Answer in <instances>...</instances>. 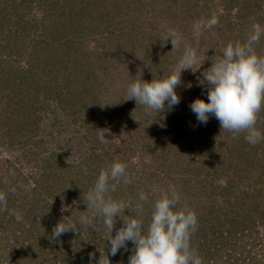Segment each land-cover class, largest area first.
Here are the masks:
<instances>
[{"label":"rangeland","instance_id":"rangeland-1","mask_svg":"<svg viewBox=\"0 0 264 264\" xmlns=\"http://www.w3.org/2000/svg\"><path fill=\"white\" fill-rule=\"evenodd\" d=\"M2 1L4 2L5 0ZM6 1L11 4L13 0ZM23 1V4L19 6L15 5L14 9L9 7L11 5L5 6L3 3L0 4V10L7 7V11L4 10L2 15H7L5 12L8 13V17L6 16V18L10 17V24H13L17 20V27L13 25L14 29L15 27L21 29L20 24H24L26 30L24 29L23 34H31L33 32L32 27L35 24L40 30L39 34H41V32L47 30L46 28L50 26V23L52 24L57 19L61 23V20L65 18L67 23L68 19H70L68 16L59 17L63 14L62 11L68 12L72 10L75 4L76 9L78 6L74 0ZM56 1H60V4H64V7L57 9L55 5L52 6L51 4H54ZM90 1L82 0L84 4H90ZM96 1H99L96 11L101 7L98 13L99 16L95 17L96 13L93 15L81 13L79 15L81 20H77V26H80L83 31L77 36L78 41L75 42L80 52L78 54H82L84 61L88 62V65L84 66L83 69L86 72V77L88 78L92 75V72L96 76L97 81L92 88L95 99L91 100L92 97L86 98L81 96L79 100L70 103V106H67L65 109L66 105L64 102L61 107L58 101L63 100L65 96L59 99L49 98L48 100H44L46 98L45 92L41 93L34 98V107L39 108L38 114L41 117L39 121L41 132L36 137L32 136L31 139L26 135L27 131H24L18 135L16 134V137L11 138L10 141V136L6 132L8 121L1 117L0 178H5L4 183L6 184V179L8 180L11 174H13V170L11 169L13 167L18 170V174L20 175L18 176L17 173H14L12 182L16 181L18 188L23 190H18L17 195L24 194L28 197L33 194L32 191L30 192L31 188L37 185V189L35 188V190L41 192L42 202L46 195L42 189V184L36 183L35 179L45 168L49 167L51 169L53 166L50 163L49 165L46 164L47 162L44 158L50 157L51 153H63L67 156L69 162H77L78 160L80 162L85 157L88 158L94 151L102 163L93 161L94 167L91 169L99 167L104 169L106 165H109V163L116 159L123 160L127 166L126 174L131 181L130 183L136 187L134 189L136 192L142 191L150 185L152 189L155 187L160 192L167 191L169 185L174 186L176 184L175 189L180 196V200L181 198L184 200L189 196L190 191L181 192V189H177V187L179 188L182 185L180 182L178 184L180 179H190L191 183L202 179L206 181L205 184L208 185H206L208 188L211 180L222 187L236 182V170L240 166V163H237L239 160L235 157L234 152L241 146L240 139L243 138L245 140V133L241 132L234 135L230 132L228 140L222 136L223 134L210 133L209 130L213 127L212 130H215V125L217 124V122H214L211 127L215 116L210 115L207 123L201 124L196 120L195 114L190 110L189 104L196 97L207 100L206 93L208 86L203 81V73L201 75L200 73L196 74V72L207 67L209 68L212 61L208 63L206 61L207 56L216 53L217 57H219L223 47L229 43L225 40V35H217V27L225 23V19L228 17L232 21L239 19L238 14L241 11L243 16V19H239L241 33L234 31L233 33H228L226 36H238L240 33L242 36L238 42L245 41L248 37L246 34L249 33L247 29L252 31L254 25H260L264 28V0H256L257 3H255L253 10L250 11L245 8L241 10L243 0ZM197 1H199L198 6L192 8ZM16 2L19 3L21 0H16ZM75 11L73 12L75 13ZM52 15L54 16L53 21ZM213 15L218 18V23L204 31L199 40H196L192 35L193 23L199 19L208 18ZM4 21L7 25V20L5 19ZM70 27H74V25H70ZM164 27L173 29L179 33L183 37L185 44L197 50L200 57H206V59L200 67L198 61L193 65L192 70H182L180 75L181 82L175 89L180 97V102L171 111L165 108L162 112L156 114L153 111H146L144 106L137 105L135 100L124 98L127 95V85L133 80L141 78L150 81L153 78L163 77L162 72L168 66L176 69V65L184 49L183 46L179 49H172L173 45L170 38L165 42L163 41ZM245 32L246 34L244 35ZM18 33L21 34L22 32L18 31ZM18 33L16 34L17 37ZM71 34H67L68 39L73 38ZM6 36V29L4 28L3 32L0 30V37ZM23 36L22 34L19 36L20 38L16 46L11 44L10 37L5 39V42H8L10 45V50L4 47V45L3 50L9 51L8 53L11 51L13 55L9 56L6 53L0 52L2 54L0 55V62L2 60L6 62L3 63V66L1 64L4 69H9V67L26 69L28 67L26 57L21 56H23L28 42L34 36H27V38L26 35ZM261 41V47L254 45L258 55H264L263 52H260L264 51V35L261 36ZM40 47L44 49L42 44L38 48ZM164 47L167 48L163 50ZM120 49L129 51L124 52ZM170 52L174 54L176 59L168 61L169 58L167 56L165 58L161 57V55H167ZM40 53L41 50L36 54L37 59H39ZM42 53L44 55V52ZM70 53H68V56L73 58V54ZM118 56H121L122 60H119ZM126 59H129V61H126ZM168 62L172 64H168ZM40 65L42 64L40 63ZM194 74L197 75L195 78ZM48 77L46 78L47 81ZM84 78L79 77V80L83 84L86 82ZM194 79H196V83H194ZM50 80L55 83L54 78ZM74 80L76 82L75 84L72 83L71 86V82ZM79 80L76 77L72 79L68 75L66 83H58V87L62 89L58 92L62 91V94L68 95V89L79 85ZM46 87L49 88V85L47 84ZM185 88L188 89L186 90ZM27 97L31 99L33 95L30 93L28 96L26 91H24L22 96L19 95L20 99H26ZM165 103L167 104V102ZM95 107L99 108L91 110ZM4 109L0 103V113ZM259 118H264L262 110L258 113L257 121ZM100 128L109 130L105 133L107 140L104 143L100 142L97 137ZM260 130L264 132V128ZM246 144V149L253 146L247 141ZM169 145H175L176 147V155H173L174 158L167 153ZM254 148L257 149L256 153L259 156V160H264V139L255 144ZM163 156L167 157L166 160ZM222 159L225 160L224 165L219 163ZM201 166L203 172L201 175H196L199 173ZM88 167L89 164L84 162V168L87 170ZM187 169L194 172V174L187 175ZM252 172L250 170V173H247L243 180L250 185L254 180V184L257 182L259 185L262 184L264 186V180L262 181L259 177L251 179L254 178ZM71 175L73 173H70ZM89 178L91 179L92 176H89ZM247 179L250 180L248 181ZM87 183L89 185L85 188L86 193L90 190L93 182L85 181L84 184ZM120 183L122 184L123 182L121 181L115 185L117 186ZM82 187L84 188V186ZM243 189L248 190L244 186H232L229 189L231 200L235 202L236 200H240L238 191H242ZM190 190L195 192L192 188ZM212 194L214 193H211L209 196L206 194L201 195V197L198 196V200L201 204L207 198L209 200L215 199L216 201L217 194L211 196ZM109 196L114 199L112 194H109ZM158 196H155V198ZM126 202L128 205L130 202L131 206L132 198H127ZM78 203L77 198H75L73 201L74 206H77ZM54 204L58 207L56 203ZM67 210L63 209L62 215L65 218L68 217ZM60 212L62 211L60 210ZM132 213L133 209L122 213V217H132L130 216ZM39 215L42 220L40 225L36 227L38 238L35 242V254L37 253V256L40 255V259H49L51 264H80L77 262H79L80 257L84 253L80 252V249L77 247L80 239L78 240L75 235L79 231L82 232V228H79V225H77L75 231H68V241L62 243H64L63 249L70 258V262L62 263L60 253H58L59 250L61 251L60 247L62 246H58L60 242L59 244L57 242L58 245L56 244L55 251L49 247V243L53 244L54 242H50L48 239L54 228V215L48 210L41 212ZM115 219L113 235L123 225L120 217H116ZM68 223L71 222L68 221ZM103 229V227H97L96 230L84 228L87 234L82 232L84 237L81 244L89 242L91 235H104L105 230ZM255 230L256 233L250 235V238H248V235L242 236V239H239L238 245H233L231 240L221 250H213L212 253L214 255L209 264H227L228 259L229 264H264V227H258ZM96 232L99 233L97 234ZM89 244L92 247V243ZM95 244L101 246V242L99 241L95 242ZM53 246L55 247L54 244ZM98 246L96 248L100 250ZM93 257L92 254L89 256L91 259ZM18 264L22 263L18 262Z\"/></svg>","mask_w":264,"mask_h":264},{"label":"trees","instance_id":"trees-1","mask_svg":"<svg viewBox=\"0 0 264 264\" xmlns=\"http://www.w3.org/2000/svg\"><path fill=\"white\" fill-rule=\"evenodd\" d=\"M15 1L16 0H13L12 3L9 4L6 0L4 2L0 0V4L3 3L5 6L11 5L9 7H12L14 9V7L19 6L24 2L23 0H21V2L15 3ZM74 2H77L78 4L77 9L75 4L72 10L68 12L62 11L63 14L59 16H68L70 19H68L67 23L65 21V18L64 20H61V23L60 20L57 19L52 22V24L50 23V26L46 28L47 30L41 32V34H39L40 30L37 28L36 24L34 27H32L33 32L31 34H23L25 29L24 24H20L21 29L16 28L17 20L13 24H10V17L6 18V16L8 17V13L5 12L7 15H2V12L4 10L7 11V7H4L0 10V30L3 32L5 28L7 32L6 37H0L1 53H6L9 56L13 55L11 51L10 53H8L9 51L3 50V45L10 50L9 43L5 42V39H7L8 37H10L9 40L12 41L11 44L16 46V43L18 42V39L20 38L19 36L21 34L22 36L26 35V38L27 36H34V38H32L30 42H28L27 48L23 53V56H21L26 57L27 59L28 67L26 69H14L12 67H9V69H4L2 66L3 63H6L5 60H2L0 62V103L5 108L3 111H1L0 118L2 117V119H7L8 121L6 125V132L10 136V141L11 138L16 137V134L18 135L19 133H22L24 131H27L26 135L29 137V139H31L32 136L36 137L41 132V127L39 125L41 117L38 114L39 108L34 107V98L43 92H45L46 97L44 98V100H48L49 98L59 99L60 97L65 96L63 100H58L61 107L63 106L64 102V104L66 105L64 107L65 109L67 108V106H70V103H73L75 100H79L81 96H84L86 98L92 97L91 100L95 99V96H93L94 92H92V88L95 86V83L97 81L96 76H94L92 72L91 74L94 77L92 75H90L88 78L86 77V72L83 69L84 66L88 65V62L84 61L82 54H78L80 52L75 42L78 41L77 36L83 31L80 26H77L78 21L81 20L79 18V15L81 13H85V15H93L94 13H96L95 17H98V13L101 7L96 11V7L99 6V1L97 2L96 0H91L90 4H84L82 0H74ZM198 2L199 1H197L192 8L198 6ZM255 3H257L256 0H243V6L241 10H244V8L249 11L253 10ZM51 5H55L57 9H62V7H64V4H60V1H56ZM73 11H75V13ZM53 18L54 16L52 15V21ZM238 18L243 19L241 11L238 14ZM5 19L7 20V25L5 24ZM239 19H236L234 21L230 20L229 17L225 19L226 22L217 27V35H225V40L229 43L238 42L239 38L242 36V34H240L241 29L239 28ZM13 25H16L15 29ZM70 25H74V27H70ZM247 30L249 31V33L251 32L249 29ZM18 31L22 33L19 34ZM234 31L240 32L239 35L226 36L228 33L230 34ZM17 33L19 34L18 37L16 35ZM70 33H72L71 35H73V38L68 39L67 34ZM249 33L246 34L245 32L244 35L246 34L248 36ZM40 44L43 45L44 49H42L41 47L38 48ZM256 45L261 47L262 41H259ZM166 48L167 47H164L163 50ZM40 50L41 53L38 56L39 59H37L36 54L40 52ZM120 50L124 52L129 51L126 49ZM42 52H44V55ZM260 52L264 53V51ZM68 53L73 54V58H70L68 56ZM41 56H43L42 59H40ZM166 56L167 58H169L168 61L176 59L172 52L167 55H161L162 58H165ZM213 56L217 57V54L215 53L213 55L207 56L206 61H208L209 63ZM118 59L122 60V57L118 56ZM126 61H129V59H126ZM40 63L42 65H40ZM168 64L172 63L168 62ZM35 69H37L39 72ZM207 70L208 67L206 69H201L200 71L196 72V74H201ZM174 71L175 69H173V67L170 68L168 66L165 70H163L162 73L163 76H166L169 73H173ZM196 74H194V78L197 76ZM68 75L72 77V79L76 77L78 78V80L79 77H85L84 79L86 80V82L85 84H83L79 80V85L69 88V93L68 95H66L62 94V91L58 92L62 90L58 87V83H66ZM47 77L48 81L46 80ZM53 78L55 80V83L50 80ZM76 80L71 82V86L72 83L75 84ZM194 81V83H196V79H194ZM183 83L185 84V82ZM47 84L49 85V88L46 87ZM205 85H207L206 81ZM71 89L73 90V92H71ZM185 89L187 90L188 88ZM24 91H26L28 96L30 95V93L31 95H33V98L30 97L32 100L28 97L26 99H20L21 97L19 98V95L22 96ZM82 105L86 106L84 104ZM98 108L99 107H95L91 110H95ZM261 110L263 113L264 108H262ZM214 122H217V124L215 125V130H212L214 127L212 129L211 127ZM211 127V130H209L210 133L215 132L218 134H223L222 136L225 137L226 140L229 139L228 135L230 134V132L221 129L220 123L215 117L211 123ZM256 127L259 129L264 128V118L258 119ZM240 144L241 146H239V148L234 152L235 157H237L239 160V162L237 163H240V166L236 170L237 180H235L236 182H233L234 184L231 183L228 186L222 187L218 186L211 180V182H209L208 188V185L205 184L206 181L202 179L199 181H194L193 183H191V180L187 178L185 180L182 179L183 181L181 179L180 181H178V184L180 182V184L182 185H180L179 188L177 187V189H181V192H190L189 196L184 200L181 198L177 206H187V208L194 210L197 214L198 227L197 230L191 235L190 244L192 249L201 257L202 264L210 263L212 256L214 255V253H212L213 250H221L225 247V245H228V242L231 240L233 245H238L239 239L241 240L242 236L248 235V238H250V235L256 233L255 229H257L258 227H264V186H262V184L259 185L257 182L254 184V180L251 185L243 180L244 176L247 173H250L251 170L253 171L252 174H254V178L251 179H257L256 177H259L263 181L264 160H259V156H257L256 153L257 149L254 148V145L246 149V140H244L243 138L240 139ZM167 148V153H169L171 156L176 155L175 145H169ZM163 157H165L166 160L167 157ZM44 160H46V164L49 165L50 163L53 166L51 169L49 167L45 168L44 171L40 172L35 179L36 183L42 184V189L46 195V197H44V201L42 202L41 192H37L35 190L37 185L31 188L30 192L32 191V195L28 197L24 194H20L19 196L17 195L18 190H23L21 188H18V183H16V181L12 182V180L14 179V173L18 174V170L14 169L13 167H11V169L13 170V174H11V177H9L8 180L6 179V184L4 183L5 178H0V192H7V209H0V264H18V262H21L22 264H51L49 262V259H40V255L37 256V253L35 254L34 252V250L36 249L35 242L38 238L36 227L37 225H40L42 220L39 214L46 210L51 212L54 215L53 227L60 220L66 223H68V221H77L79 216L82 214V212L85 211L86 208L83 197L86 194L85 188L89 185V183H84L85 181H89L91 183L93 182L94 184L98 173L102 169V167L91 169L92 167H94L93 161H95L96 163H102V161L99 159V156H97L94 151L88 158L85 157L83 161L80 162L79 160L77 162H69L67 160V156L63 153H51L50 157L44 158ZM120 161L123 162V160ZM84 162L86 164H89L87 170L84 168ZM219 163L224 165L225 160L222 159ZM107 166L108 165H106L105 167ZM202 172L203 168L201 166L199 173L196 175H201ZM70 173H73V175L70 176ZM186 174L192 175L194 174V172H191L189 171V169H187ZM19 175L20 174H18V176ZM89 176H92V178L90 179ZM247 180L249 181L250 179ZM93 184H91V187L93 186ZM82 186H84V188ZM150 186L142 190L146 193H149V200L147 202H144L143 208V219L146 223L148 222L151 215L152 203L154 201V198L155 196H158V193L160 192L157 191L156 193H153L152 187ZM176 186L177 185L174 184L175 188ZM232 186H244L247 187L248 190H239L238 192L240 194V200H236L235 202L231 200L230 197L229 189ZM11 188H15V191H10L9 189ZM135 188L136 187L134 186V184L120 183L117 186L115 185L114 191L109 192V194H112L114 196V199L117 200H123L126 202L127 198H132V205L130 206L129 202L130 207L129 209L125 210L126 212L133 209V213L132 215H130L132 217L139 215L135 205L138 201V194L141 191L136 192L134 190ZM190 188L194 189L195 192H192L193 190L191 191ZM211 193L217 194V200H209L207 198L204 200V203L201 204V202L198 200V196L201 197V195L205 194L209 196ZM214 194H212L211 196H213ZM75 198H77L79 202L77 206H74L73 204ZM194 199L197 201H195ZM54 203H56L58 207H56ZM13 209L23 215V219L21 221H17L15 217L10 214V210ZM63 209H68L67 218L63 217L62 215ZM60 210L62 212H60ZM81 228V231L87 234L84 231V228L88 229L90 227L82 226ZM90 229L92 230V228ZM82 232L79 231V235H75L77 236L78 240L80 239V243H78L77 247L80 249V252L84 253L77 263L98 264L99 256L103 258L105 252V254L109 256L110 264H127L129 255L131 254L132 250V243L130 241L128 242V250L121 249L116 253V255L113 256L109 253L108 247H105V245L108 244V241L103 238L105 234H95L93 236L91 235V239H89V242H87L86 244L85 242L81 244L84 237V234ZM96 233L98 234L99 232ZM68 236L69 233L68 231H66L59 237L53 238L51 234L48 238L50 242L54 241L53 244L55 245V247L53 246V244L49 243V247L51 250L55 251L59 242L60 244L58 246L62 245L60 247L62 252L60 250L58 251V253H60L62 263H65L67 261L70 262V258L66 255L65 250L63 249L64 243H62H66L68 241ZM96 240L101 242V246L95 244V242H97ZM233 240L235 241L234 243ZM89 243H92V247ZM96 245L98 246V248L100 247V250L96 248ZM88 252L90 253L88 254ZM90 254H92V257L94 255L92 259L89 258ZM226 263L229 264V259Z\"/></svg>","mask_w":264,"mask_h":264},{"label":"clouds","instance_id":"clouds-1","mask_svg":"<svg viewBox=\"0 0 264 264\" xmlns=\"http://www.w3.org/2000/svg\"><path fill=\"white\" fill-rule=\"evenodd\" d=\"M217 23L215 15L195 21L192 25L193 37L199 40L204 31ZM163 32V41L170 38L172 49H179L181 46L184 49L175 71L150 81L141 78L133 80L127 85V95L124 98L133 99L137 105L144 106L146 111L156 114L165 108L171 111L180 102L175 89L181 82L182 70H192L198 61L200 67L206 59L185 44L183 37L175 30L164 27ZM262 35L264 28L254 25L245 41L228 43L219 57L213 56L211 66L203 72V81L208 85L207 100L196 97L189 104L199 123L206 124L210 115H213L219 121L221 129L234 135L245 133V140L251 145L264 139V132L256 127L258 113L264 108V55H258L254 48ZM108 131L100 128L97 133L100 142H106L105 133ZM126 167L124 162L116 159L101 169L93 186L83 197L85 211L77 221H58L53 228L52 237H59L66 231H75L77 225L79 228L87 226L95 230L103 227L104 239L108 241L105 247H108L111 255H116L121 249L128 250V242L132 243L127 264H202L201 257L190 244L191 235L198 227L197 214L187 206H177L180 196L173 185H169L167 191H161L154 199L146 225L142 213L144 202L149 200V193L144 191L139 192L135 205L139 215L121 216L125 209H129V205L123 200L111 198L109 192L115 190L116 183L131 182L126 174ZM9 190L14 192L15 188ZM156 191L158 189L154 187L152 192ZM0 209H7V192H0ZM10 214L17 221L23 219V215L14 209L10 210ZM118 216L123 225L113 235L115 218ZM98 264H110L105 252L103 258L99 256Z\"/></svg>","mask_w":264,"mask_h":264}]
</instances>
